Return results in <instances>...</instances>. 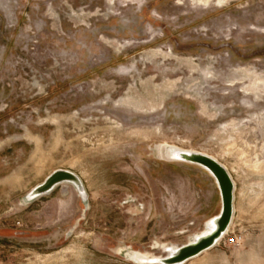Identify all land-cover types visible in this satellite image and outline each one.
<instances>
[{"label":"rangeland","instance_id":"374dc122","mask_svg":"<svg viewBox=\"0 0 264 264\" xmlns=\"http://www.w3.org/2000/svg\"><path fill=\"white\" fill-rule=\"evenodd\" d=\"M171 148L235 183L229 233L186 264H264V0H0V264H159L193 241L221 196ZM57 170L87 200L27 202Z\"/></svg>","mask_w":264,"mask_h":264},{"label":"water","instance_id":"95a60500","mask_svg":"<svg viewBox=\"0 0 264 264\" xmlns=\"http://www.w3.org/2000/svg\"><path fill=\"white\" fill-rule=\"evenodd\" d=\"M178 152L175 161L198 165L206 169L215 179L222 202L219 215L214 218V231L194 242L168 250L165 258L154 260L159 264H186L199 257L206 251L215 247L230 231L234 216L235 183L227 168L217 159L199 152L173 149ZM63 184L73 185L84 200H87V192L81 178L69 170H57L49 175L45 181L36 186L25 198L27 202L52 193Z\"/></svg>","mask_w":264,"mask_h":264},{"label":"bare ground","instance_id":"6f19581e","mask_svg":"<svg viewBox=\"0 0 264 264\" xmlns=\"http://www.w3.org/2000/svg\"><path fill=\"white\" fill-rule=\"evenodd\" d=\"M60 119V118H59ZM61 135V134H60ZM59 136V135H58ZM60 137V136H59ZM33 138V137H32ZM61 138V137H60ZM57 139V138H56ZM56 141V140H55ZM39 144V143H38ZM56 146V145H55ZM55 148V147H54ZM39 149V148H38ZM174 148H171V149H168L166 150L165 152V157L168 158L169 160L171 161H174L177 157H178V152L173 150ZM40 150V149H39ZM162 152V156L164 157V154H163V149L161 150ZM81 162V161H80ZM203 168V167H202ZM206 170V169H205ZM213 177V176H212ZM234 181V180H233ZM217 184V183H216ZM215 229V221H214V218L211 219L209 221V223L207 224V227H206V230L201 233L200 235L196 236L194 239H193V242L196 240V239H199L201 237H204V236H207L209 234H211ZM132 257L138 261H143L145 258L144 256H141L139 254H133Z\"/></svg>","mask_w":264,"mask_h":264},{"label":"built area","instance_id":"2783aa9c","mask_svg":"<svg viewBox=\"0 0 264 264\" xmlns=\"http://www.w3.org/2000/svg\"><path fill=\"white\" fill-rule=\"evenodd\" d=\"M227 243L233 245L236 243V239L235 238L228 239Z\"/></svg>","mask_w":264,"mask_h":264}]
</instances>
